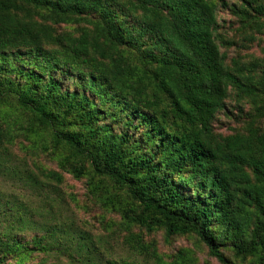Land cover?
I'll use <instances>...</instances> for the list:
<instances>
[{
  "label": "trees",
  "instance_id": "trees-1",
  "mask_svg": "<svg viewBox=\"0 0 264 264\" xmlns=\"http://www.w3.org/2000/svg\"><path fill=\"white\" fill-rule=\"evenodd\" d=\"M223 9L264 35V0H0L1 148L27 165L0 196V264L75 243L68 264H264V39L228 63ZM229 99L243 123L222 134ZM63 172L86 201L61 226Z\"/></svg>",
  "mask_w": 264,
  "mask_h": 264
},
{
  "label": "rangeland",
  "instance_id": "rangeland-1",
  "mask_svg": "<svg viewBox=\"0 0 264 264\" xmlns=\"http://www.w3.org/2000/svg\"><path fill=\"white\" fill-rule=\"evenodd\" d=\"M219 20L221 23L220 31L224 33L227 39L231 42L230 46H222V51L226 52V60L228 63H231L232 57L242 58V60L248 61L249 59H257L258 57L262 56V47H263V39L264 35L255 34V38L251 39L250 37L247 38V35L253 33V31L247 27L245 30H241L240 25L238 24L236 18L226 9H223L220 11ZM230 100V99H229ZM231 110L230 116L227 118H223L222 121L218 122L216 129L219 133L227 134L231 133L232 130L230 129V126L237 125L239 122L241 124L243 123V115L239 113L235 108V102L230 100L229 101ZM236 107V106H235ZM244 110L247 112L249 110V106L245 105ZM239 114L240 116L235 118V115ZM6 142L0 139V196L3 198L5 197H11L12 193H18L22 194V191L24 190L23 186H21V181H23L25 177V170L27 167H25L26 163L19 159L22 155L24 156L26 153L25 151L21 150L19 146H17L13 151L11 152L4 151L1 147L5 146ZM8 145V144H7ZM15 155H14V153ZM35 159L39 161L40 163L45 164V168L47 169H55L58 170L57 165L52 160L46 158V156L39 155ZM25 163V165H24ZM27 166V165H26ZM30 167H33L30 163ZM64 182L62 185H60L58 188L57 195L59 196L60 193L62 194V199L64 200V204L55 203L53 205V209L55 212L56 217L58 218L57 223L59 225H66L68 222L77 221V223L83 222V220L80 218L79 214L80 212H76V206L72 200H70L71 194L77 195V200L79 203H83L86 201V195H85V185L82 182H79L75 180L71 174L63 172ZM53 182V181H52ZM24 183V181H23ZM55 183V182H53ZM49 190V189H48ZM56 195V193H55ZM1 197V198H2ZM69 198V199H68ZM58 212V215H57ZM94 214L93 211H89L86 213L87 216H90ZM55 222V221H54ZM70 222V223H71ZM89 222V221H88ZM95 223L91 222V224H87V229H91L92 231L95 229ZM95 234L99 235V237L102 234H98L96 230H94ZM99 239V238H98ZM97 239V240H98ZM116 239V240H115ZM111 244L114 245L115 248V254L117 255H127L128 253V246L127 244H124L123 240L120 236L115 238ZM176 244V246L179 245H186L187 247H194L193 240L189 241L188 239L186 241L179 240ZM68 246V245H67ZM75 245H71L70 247H53L52 250L48 252V254H44L42 256L38 257V252H36L37 260H43L45 259L46 264H68L69 255H73V258L75 260H79L77 254L74 252ZM107 244L102 246L103 255L106 256L107 253ZM110 254L109 256H111ZM197 256L200 259V261L204 264H216L217 262L210 258L204 250L197 249ZM73 263V262H72Z\"/></svg>",
  "mask_w": 264,
  "mask_h": 264
}]
</instances>
